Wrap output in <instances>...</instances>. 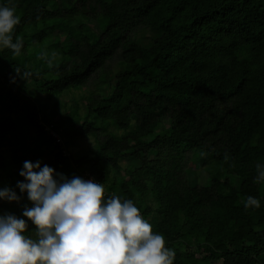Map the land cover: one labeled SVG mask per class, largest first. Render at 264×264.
Segmentation results:
<instances>
[{
    "label": "trees",
    "instance_id": "obj_1",
    "mask_svg": "<svg viewBox=\"0 0 264 264\" xmlns=\"http://www.w3.org/2000/svg\"><path fill=\"white\" fill-rule=\"evenodd\" d=\"M11 3L24 46L0 49V189L21 195L24 161L39 160L133 200L174 264H264V184L253 179L264 162V0ZM44 52L57 53L51 65ZM195 153L206 185L192 182ZM248 196L261 207L246 211ZM25 207L26 194L1 200L0 214L24 218Z\"/></svg>",
    "mask_w": 264,
    "mask_h": 264
},
{
    "label": "clouds",
    "instance_id": "obj_2",
    "mask_svg": "<svg viewBox=\"0 0 264 264\" xmlns=\"http://www.w3.org/2000/svg\"><path fill=\"white\" fill-rule=\"evenodd\" d=\"M19 23L11 0L0 4V49L17 56L24 46L22 38H14ZM41 55L51 65L57 53ZM15 72L23 80L31 76ZM255 172L254 182L264 184V162L256 163ZM19 175L23 181L16 187L31 207L22 212L26 219L0 214V264H174L175 249L153 231L133 200L106 198L103 183L75 175L69 179L39 160L24 161ZM21 195L10 187L0 189V200L9 203H18ZM243 205L246 211L259 209L261 200L248 196Z\"/></svg>",
    "mask_w": 264,
    "mask_h": 264
},
{
    "label": "rangeland",
    "instance_id": "obj_3",
    "mask_svg": "<svg viewBox=\"0 0 264 264\" xmlns=\"http://www.w3.org/2000/svg\"><path fill=\"white\" fill-rule=\"evenodd\" d=\"M149 31L147 30H141L138 33V37H139V42L142 44H149L150 39H149ZM84 93H86L84 91ZM63 102H66L68 104H73L74 100H73V95H66L62 98ZM92 143L91 142H80L78 143L77 147H76V151H78L81 154H86L88 152H90V149L92 147ZM201 154L199 153H195L193 156V163H192V172L194 171L193 175H192V182L193 183H199L202 185H206L207 183H209V178H208V174L206 172V164H203V161L201 159ZM123 165L126 167L127 163L124 162ZM129 165V164H128ZM132 165V164H131ZM1 203V200H0Z\"/></svg>",
    "mask_w": 264,
    "mask_h": 264
},
{
    "label": "built area",
    "instance_id": "obj_4",
    "mask_svg": "<svg viewBox=\"0 0 264 264\" xmlns=\"http://www.w3.org/2000/svg\"><path fill=\"white\" fill-rule=\"evenodd\" d=\"M45 129H46V131H48L49 134H50V135L56 140V143L62 146V148H63V150H64V153L67 154V151H66V149H65L64 140H63L61 134L58 133V132L55 130L54 126H53V125H46V126H45Z\"/></svg>",
    "mask_w": 264,
    "mask_h": 264
}]
</instances>
